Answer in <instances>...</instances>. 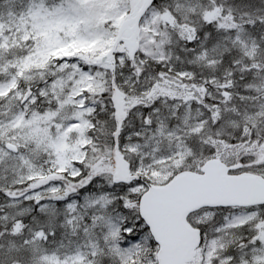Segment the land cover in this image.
Here are the masks:
<instances>
[{"label": "snow or ice", "instance_id": "obj_1", "mask_svg": "<svg viewBox=\"0 0 264 264\" xmlns=\"http://www.w3.org/2000/svg\"><path fill=\"white\" fill-rule=\"evenodd\" d=\"M0 264H264V0H0Z\"/></svg>", "mask_w": 264, "mask_h": 264}]
</instances>
